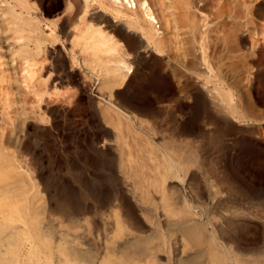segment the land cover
Segmentation results:
<instances>
[{
	"label": "bare ground",
	"instance_id": "obj_1",
	"mask_svg": "<svg viewBox=\"0 0 264 264\" xmlns=\"http://www.w3.org/2000/svg\"><path fill=\"white\" fill-rule=\"evenodd\" d=\"M66 1L67 7L56 21L44 22L37 6L40 0H0V48L5 45L12 50L19 44L18 53L25 55L23 88L42 99L46 94L56 93L64 79H73L66 68V59L71 62V69H80L81 90L75 104L80 105L85 99L98 116L103 133L97 145L102 143L107 154L114 144L120 148L119 192L94 198L99 211L105 207L119 210L121 224L114 239L117 247L101 264H170L167 248L173 241L180 247V239L183 253L187 255L180 264H229L228 238L221 229L228 225V209L221 208L216 221L203 223L200 215L191 213L184 203L188 196L185 187L192 184L195 174L207 171L205 162L193 150L184 149L185 142L191 144V141L166 133L163 121L156 115H150L154 125L151 133L142 131L141 126L147 120L127 110L118 99L117 90L134 89L144 81L155 89L160 73H164L175 81L176 91L167 98L174 102V108L164 104L160 107L171 111L178 123L197 124L199 114L205 116L206 125L220 127L228 125L229 120L234 122L232 116L239 110L231 104V96L251 92L255 87L264 88L261 79L264 0ZM106 7L117 12L118 17H110L104 12ZM154 23L159 24L161 31ZM7 33L13 36L8 37ZM55 44L62 46L65 61L55 65L57 73L52 65L46 64ZM130 70L134 72L133 78L128 77ZM22 96L26 101L27 96ZM191 102L188 118L187 115L180 117ZM37 108L42 110L41 106ZM246 116L249 118L251 114ZM4 133L0 134V193L18 202L27 194L22 187L25 175L3 147H20L21 138L16 133L9 136ZM207 173L209 180L220 185V195L211 199L202 196V204L215 212L227 194L223 193L227 185L222 178L217 179V173ZM10 179L16 182H9ZM256 198L264 199V193ZM145 204L153 206L156 213L147 215ZM93 206L85 207L79 214L86 217ZM57 209L67 216L70 213L65 205ZM16 210L12 206L11 214L18 213L20 205L17 204ZM31 213L30 210L25 218L26 238H17L9 232L7 210L0 209V264L18 262L19 252L26 243L38 264H44L40 262L43 256L48 260L45 264H50L59 254L62 256L59 264H95V254L91 251H80L68 242L55 245L52 231L44 235L38 229L42 212H34L32 218ZM252 214L264 220L259 213ZM164 225L172 242L167 246L161 242L154 244V240L160 239ZM145 231L152 234L124 241L133 232ZM122 239L124 242L119 244ZM256 255L257 261L241 259L235 264H264V246Z\"/></svg>",
	"mask_w": 264,
	"mask_h": 264
},
{
	"label": "rangeland",
	"instance_id": "obj_2",
	"mask_svg": "<svg viewBox=\"0 0 264 264\" xmlns=\"http://www.w3.org/2000/svg\"><path fill=\"white\" fill-rule=\"evenodd\" d=\"M37 6L44 22L56 21L67 7V1L40 0ZM113 11L108 7L104 9L110 17H118L117 12ZM154 24L156 29L161 31L159 24ZM6 36L11 37L13 34L7 33ZM1 47L0 134L6 131L4 134L7 136L16 133L21 138L20 147L5 145L3 151L12 155L15 164L21 167L20 170L25 176L23 181H19H22V187L27 193L18 202L16 199L8 200V197L0 193V209L7 210L5 218L8 219L7 226L11 237L26 238L25 218L30 210L31 218L34 212L41 211L38 229L42 234L47 235L52 231L55 235L52 239L55 245L68 242L80 251H91L95 254V264H101L105 256L117 247V244L114 245V239L121 229V224L118 222L119 210L105 207L99 211L94 198H99L107 192H119V180L122 176L119 172L120 148L114 144V147L108 148L110 153L107 154V149L102 143L96 144L97 139L102 136L103 127L99 125L98 116L84 98L80 105L75 104L81 90L80 69H71V62L62 60L64 51L60 44L52 46L51 56L46 58L42 55V58L45 57L46 64L53 66L54 73L58 71L55 65L64 61L73 79H64L58 85L56 93L46 94L43 99L31 91L25 92L23 88L25 55L18 53L19 44L12 50H8L5 45ZM127 74L129 78L134 77L132 70L127 71ZM261 77L264 80V74ZM159 78L160 81L155 82V89L148 81L134 89H118V99L132 114L147 120V123L141 126L145 133H151L150 128L154 125L150 117L156 115L159 121H163L161 124L166 133L180 136L184 141H191V144L185 142L184 149L193 150L195 155L205 162L208 172L217 173L218 177L220 176L217 177L219 181L223 179L227 185V191L223 193L227 194L219 203L217 211L209 210L202 204L204 200L201 198L204 196L211 199L219 196L220 185L209 180L207 171L197 173L192 184L185 187V194L188 196L187 202L184 203L186 208L188 206L187 210L193 214L198 213L200 220L207 223L216 221L219 211L228 209V225L225 224L224 228H221L228 238V263L235 264L241 259L257 261L256 254L264 246V220L252 217V213H259L264 217V199L256 198L264 193V88L255 87L251 92L235 93L234 97L231 96V104L239 111L232 116L234 122L229 120L228 125H206L205 116L202 114L197 116V124H182L176 121L171 111L160 107L164 104L174 108V102L167 98L175 94L176 83L174 85L172 77L164 73H160ZM23 94L27 96L26 101ZM36 105L41 106L42 112L38 111ZM192 105L193 102L188 104L179 116L187 115L188 118V107ZM248 113L251 114L249 118L246 116ZM228 116L231 117L229 114ZM41 118L44 120L41 121ZM9 182L16 181L10 179ZM16 203L20 205V211L11 214L12 206L17 211ZM91 204L94 206L90 214L86 217L79 214L85 207H92ZM60 205L68 207V216L58 212L57 207ZM143 208L147 215L156 213V209L149 204H145ZM151 234L150 231L141 234L133 232L128 238H124V241L135 236L147 237ZM159 234L161 237L154 240V244L161 242L167 246V243L172 242L165 225ZM124 241L120 240L119 244ZM182 242V239L178 241L179 247L173 241L170 248H167L170 264H180L187 256L183 253ZM30 250L29 243H26L19 252V261L15 264H38V259L31 256ZM61 257L60 254L54 256L50 264H59L58 259ZM42 259H45V256ZM42 259L40 258V262H48Z\"/></svg>",
	"mask_w": 264,
	"mask_h": 264
}]
</instances>
